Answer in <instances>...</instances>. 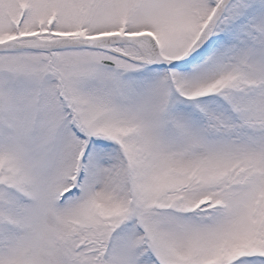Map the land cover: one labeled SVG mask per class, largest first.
<instances>
[{"label":"snow or ice","instance_id":"6c2138e0","mask_svg":"<svg viewBox=\"0 0 264 264\" xmlns=\"http://www.w3.org/2000/svg\"><path fill=\"white\" fill-rule=\"evenodd\" d=\"M0 264H264V0H0Z\"/></svg>","mask_w":264,"mask_h":264}]
</instances>
